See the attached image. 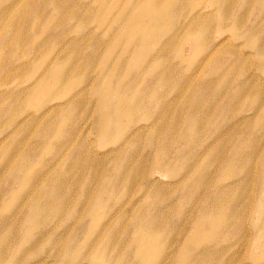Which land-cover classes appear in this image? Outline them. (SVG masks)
<instances>
[{
	"label": "rangeland",
	"instance_id": "rangeland-1",
	"mask_svg": "<svg viewBox=\"0 0 264 264\" xmlns=\"http://www.w3.org/2000/svg\"><path fill=\"white\" fill-rule=\"evenodd\" d=\"M141 1L0 0V264H264V0Z\"/></svg>",
	"mask_w": 264,
	"mask_h": 264
},
{
	"label": "bare ground",
	"instance_id": "bare-ground-1",
	"mask_svg": "<svg viewBox=\"0 0 264 264\" xmlns=\"http://www.w3.org/2000/svg\"><path fill=\"white\" fill-rule=\"evenodd\" d=\"M159 1L162 4L156 5L155 3L159 2ZM167 1L168 0H162V1L161 0H142L141 2H139L137 4H134L130 9V11L133 12V14L130 16V12H129L125 16L124 21H123V28L125 29V36H124L125 41L128 42L129 39H131L132 37H137L136 39H137L138 43H140L144 47H149L150 45H146V44H147V36L150 32V29L146 28L144 24H145V22H147V19H151V20L156 19L157 15L160 12H165L167 10ZM214 1H216V2H214ZM217 1H218V3L221 2V0H213V3H217ZM222 1H224V0H222ZM103 6L106 7L104 3H103ZM226 6L228 8L230 5L228 4ZM220 7L222 8V6H220ZM97 12H98V10H96V12H93V16ZM104 14H105V12L101 7L100 16L98 19L101 20V17ZM116 21L117 20L111 21V22H116ZM105 22L107 23L108 21L106 20ZM174 43H176V39H175V37H172V39L170 41V45H172V44L175 45ZM60 69L61 68L58 69V74H59ZM62 72H63V70H62ZM62 74H65V72ZM62 74H60V75H62ZM58 80H60L59 75L57 77V81ZM195 104H196V102H195Z\"/></svg>",
	"mask_w": 264,
	"mask_h": 264
}]
</instances>
